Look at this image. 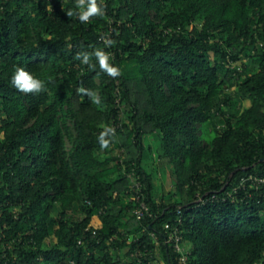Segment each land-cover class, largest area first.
I'll use <instances>...</instances> for the list:
<instances>
[{"label": "trees", "instance_id": "16d2710c", "mask_svg": "<svg viewBox=\"0 0 264 264\" xmlns=\"http://www.w3.org/2000/svg\"><path fill=\"white\" fill-rule=\"evenodd\" d=\"M78 2L0 0V264H264V0Z\"/></svg>", "mask_w": 264, "mask_h": 264}, {"label": "clouds", "instance_id": "9594fccd", "mask_svg": "<svg viewBox=\"0 0 264 264\" xmlns=\"http://www.w3.org/2000/svg\"><path fill=\"white\" fill-rule=\"evenodd\" d=\"M77 7L81 9L79 13V20L81 22H86L89 20V17L101 15L102 13V9L97 6L96 0H88L86 5L83 0H79ZM68 15H73V13L69 12ZM96 55L101 69L105 70L110 76L115 77L119 75L117 68L109 66L108 56L102 52H97ZM87 59L88 57H85L84 62H87ZM11 84L14 88L23 93H39L44 90L43 81L35 78L31 73L20 67L16 68L11 78ZM103 135L104 134H101V147L106 148L108 146V141L103 140Z\"/></svg>", "mask_w": 264, "mask_h": 264}, {"label": "built area", "instance_id": "2783aa9c", "mask_svg": "<svg viewBox=\"0 0 264 264\" xmlns=\"http://www.w3.org/2000/svg\"><path fill=\"white\" fill-rule=\"evenodd\" d=\"M124 175L131 181V196L129 198V202H134L136 207L132 211V214L136 217V219H142L145 217L151 218L152 214L148 208V205L144 201V196L142 194V188L141 184L137 181L138 177H135V170L131 168L130 170H127L123 167ZM254 187L257 190L256 185L260 183H264V180L254 178L253 180ZM242 183L238 186L233 188L231 193L228 194L229 198L234 199V196H237L238 191L242 187ZM222 202L224 200L222 199ZM167 243H169L174 251L175 254L178 255V264H187V258H188V252L182 247V238L177 231V229H174L170 235L168 236Z\"/></svg>", "mask_w": 264, "mask_h": 264}, {"label": "crops", "instance_id": "0c3cea01", "mask_svg": "<svg viewBox=\"0 0 264 264\" xmlns=\"http://www.w3.org/2000/svg\"><path fill=\"white\" fill-rule=\"evenodd\" d=\"M91 224L94 228H100L101 227V223L97 217L92 219Z\"/></svg>", "mask_w": 264, "mask_h": 264}]
</instances>
